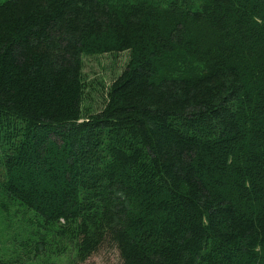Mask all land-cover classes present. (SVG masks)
<instances>
[{"label": "trees", "instance_id": "trees-1", "mask_svg": "<svg viewBox=\"0 0 264 264\" xmlns=\"http://www.w3.org/2000/svg\"><path fill=\"white\" fill-rule=\"evenodd\" d=\"M125 50L86 111L83 54ZM15 211L22 248L68 264L106 242L122 264H264V0H0Z\"/></svg>", "mask_w": 264, "mask_h": 264}, {"label": "rangeland", "instance_id": "rangeland-1", "mask_svg": "<svg viewBox=\"0 0 264 264\" xmlns=\"http://www.w3.org/2000/svg\"><path fill=\"white\" fill-rule=\"evenodd\" d=\"M130 59V51L104 52L99 54H83L82 74L85 84L83 106L86 111L91 113L100 111L106 102L107 91L113 80L120 75ZM177 69L176 65L170 68V71ZM10 218L0 219V251L5 252L11 258L15 255L24 257L26 264H68L75 258V250L69 248L67 252L36 254L29 253L22 248L28 238L24 234L26 231L18 234L15 229L16 214ZM12 226V227H11ZM25 247V246H24ZM28 249H33L26 247ZM25 250V251H24ZM2 252V253H3ZM27 253V255H26ZM4 254V253H3ZM13 255V256H12ZM80 264H122L119 250L113 243H104L97 252L89 258L80 262Z\"/></svg>", "mask_w": 264, "mask_h": 264}]
</instances>
